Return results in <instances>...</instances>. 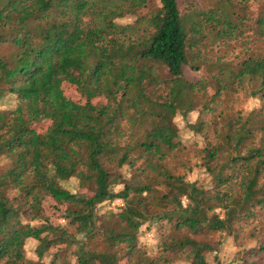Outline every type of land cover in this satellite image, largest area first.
<instances>
[{
	"label": "trees",
	"instance_id": "obj_1",
	"mask_svg": "<svg viewBox=\"0 0 264 264\" xmlns=\"http://www.w3.org/2000/svg\"><path fill=\"white\" fill-rule=\"evenodd\" d=\"M249 1L206 0L180 12L178 0H0V49L11 51L0 54V264H42L46 256L50 264H69L61 245L75 246V264H118V254L88 252L86 242L100 235L107 247L124 243L131 260L140 227L160 220L192 235L264 223V6L249 18ZM250 39L261 44L260 53L248 50ZM234 41L245 43L236 60L214 50ZM184 66L205 69L207 79L188 81ZM64 82L86 97L83 105L64 96ZM144 82L165 89L161 103L143 96ZM206 85L213 87L211 99L189 124L197 133L224 95L261 102L220 123L226 151L215 143L201 150L200 167L214 181L210 190L162 163L180 148L176 116L193 110ZM72 180L91 196L68 189ZM47 197L55 209L64 207L65 225L44 214ZM149 197L154 218L145 214ZM115 200L124 203L117 210L110 207ZM104 205L98 219L96 207ZM214 209L222 217L207 215ZM104 215L118 218L120 229L103 222ZM28 240L37 242L35 261L25 256ZM208 247L188 237L162 243L163 251L185 254L190 264H208Z\"/></svg>",
	"mask_w": 264,
	"mask_h": 264
},
{
	"label": "rangeland",
	"instance_id": "obj_2",
	"mask_svg": "<svg viewBox=\"0 0 264 264\" xmlns=\"http://www.w3.org/2000/svg\"><path fill=\"white\" fill-rule=\"evenodd\" d=\"M206 6V0H178V7L180 12H185L191 7L202 8ZM264 6V0H250L248 3V9L246 14L249 18H255L256 15L261 11V7ZM134 18H125L120 21V23H128ZM250 33H245L243 38L250 37ZM252 39H250L251 41ZM251 41L248 44V50H255L258 53L261 52V44L258 41ZM245 44L244 42H242ZM240 42H232L226 45L218 44L214 45V50L219 51L220 56H224L227 60L235 59L244 45ZM8 48L0 49V54L8 55L10 54ZM236 60V59H235ZM184 77L191 82H204L207 79V72L205 69L200 71H193L188 67H183ZM60 90L66 98H68L74 105H83L85 103L86 97L72 84L62 83L60 85ZM213 87L206 85L204 89V96L200 97L199 100L194 103V108L186 116L177 115L174 124L176 125L179 132V140L181 142L180 148L166 157L162 162L165 169L174 175H184L189 181H197V185L203 187L204 189L210 190L214 186V181L211 176L204 172V169L200 167L202 162V152L203 148L207 144H220L222 149L227 150L225 132L226 129L221 128V122L224 121L228 116L235 113H240L241 115L248 114L252 110H257L261 106V102L257 99L250 98L246 94H229L221 97L220 101L213 105V111L209 114H205L202 119L204 120V126L201 133H197L195 130L189 128V124H195L197 118L200 116L199 110L201 107L211 99L213 94ZM142 93L145 98L152 101L155 104L161 103V98L165 93V89L162 86L148 85L144 82L142 86ZM11 101V100H8ZM107 100L103 97H94L92 102H103ZM14 105V102H10ZM219 114L222 116L219 117ZM219 122V124H218ZM221 123V124H220ZM214 124L215 127H214ZM47 124L36 125L38 131L45 129ZM219 127V138L217 141L214 135V129ZM209 147V146H208ZM0 163H3L0 161ZM142 161L137 163V166H142ZM132 173L127 170L124 174L130 176ZM136 174V173H135ZM139 181H145L143 174L137 175ZM157 185V184H155ZM67 188L72 192L77 194L82 198H87L91 196V191L86 188H77L75 180L70 181ZM121 187H116L114 190H118ZM162 189V186L161 188ZM145 195V194H144ZM156 195H158L156 193ZM119 202V203H117ZM148 206L146 207L145 214L148 218L155 217V208L150 207L154 201L151 197L148 198ZM181 206L185 208L188 205V200L183 197L181 199ZM123 202L120 200H115L111 208L117 210V207H122ZM54 202L50 198H46L44 202V214L48 216L55 226L65 225V220L63 219L64 207L60 210L54 208ZM98 210V219L101 218V213L107 212L106 205L102 207H96ZM172 206H166L165 210H171ZM218 214L222 217L220 209H214L213 212H208V216L212 214ZM108 215L103 216V222H106L109 227L120 229L118 224V218L110 217ZM252 223V224H251ZM251 223H239V226L234 227L230 232H210L204 231L198 235H192L186 230H175L171 223L166 220H160L152 225L145 223L142 228L140 227L137 235V243L135 255L131 256L132 259L125 258L126 244L117 243L115 246H108L106 241L102 236L97 235L86 242L85 249L88 252L103 253L104 251H111L119 255L118 264H190L185 258V254H173L171 251H163L162 243L168 239V241L173 242L181 240L183 237H188L202 244H207L211 249L206 248L204 252L205 259L208 264H264V253H261L259 248H264V223H261L260 219L255 220ZM98 224V223H97ZM147 224L150 229H147ZM70 233L74 231L73 227H68ZM143 232V233H142ZM142 233V234H141ZM150 235V238L146 236ZM37 245L35 240H28L25 244V256L27 259L35 261L36 257L34 254V249ZM74 245L70 247H63V254L65 261L69 264H75L74 258L71 253L74 250ZM57 248L50 251V254H54ZM251 251H258L255 255H250ZM170 259V262L168 261ZM52 256H46L42 260V264H50Z\"/></svg>",
	"mask_w": 264,
	"mask_h": 264
},
{
	"label": "built area",
	"instance_id": "obj_3",
	"mask_svg": "<svg viewBox=\"0 0 264 264\" xmlns=\"http://www.w3.org/2000/svg\"><path fill=\"white\" fill-rule=\"evenodd\" d=\"M117 203H119V202H117Z\"/></svg>",
	"mask_w": 264,
	"mask_h": 264
}]
</instances>
